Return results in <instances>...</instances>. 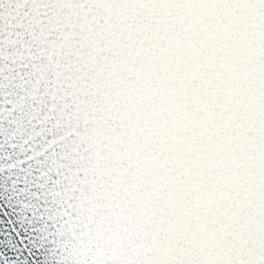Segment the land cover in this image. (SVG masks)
Wrapping results in <instances>:
<instances>
[{
  "label": "snow or ice",
  "instance_id": "1",
  "mask_svg": "<svg viewBox=\"0 0 264 264\" xmlns=\"http://www.w3.org/2000/svg\"><path fill=\"white\" fill-rule=\"evenodd\" d=\"M0 264H264V0H0Z\"/></svg>",
  "mask_w": 264,
  "mask_h": 264
}]
</instances>
